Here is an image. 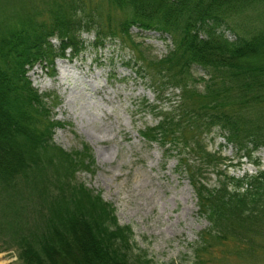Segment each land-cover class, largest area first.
Wrapping results in <instances>:
<instances>
[{
	"label": "trees",
	"instance_id": "trees-1",
	"mask_svg": "<svg viewBox=\"0 0 264 264\" xmlns=\"http://www.w3.org/2000/svg\"><path fill=\"white\" fill-rule=\"evenodd\" d=\"M110 1L129 10V19L103 25L90 14L80 16L85 10L74 0H52L48 17L39 21L43 11H27L16 0H0V182L5 185L0 191L6 189L16 198L8 207L12 220L5 230L1 223L0 228L2 235L11 232L13 241L21 238L20 256L26 264H154L137 247L131 227L118 222L114 208L83 184L72 185L67 177L60 182L57 205L59 198L44 192L50 186L36 190L41 199L33 214L51 231H44L35 242L38 234L19 225L20 211L32 195L12 186L17 184L16 175L25 172L36 156L55 148V129L62 126L52 119V108L45 101L48 95L38 92L28 72L43 62L54 70L67 50L72 57L79 55L85 49L84 32H95L94 47L104 46L109 36L134 43L133 27L170 37L172 48L158 64L167 66L163 70L168 82L163 85L180 87V103L172 112H163L156 126L140 131L144 141L168 145L166 152L182 147L212 162L216 156L198 136L218 127L240 157L264 148V0ZM226 31L235 36L228 37ZM53 38L59 40L58 47ZM195 65L207 79L193 76ZM197 82L202 83L200 92L188 88ZM192 95L201 100L194 108L187 102ZM61 155L74 165L71 155ZM202 157L198 155L196 161ZM79 165L89 169L94 161L88 163L83 157ZM200 167L184 157L176 166L177 172L186 173L199 211L210 225L198 235L192 264H211L209 256L217 259L214 256L226 253L223 249L229 245H234L237 256L255 253L260 247L256 238L264 239V171L228 177L210 189L200 178ZM45 206L50 207L47 212ZM64 206L67 215L61 217L59 209Z\"/></svg>",
	"mask_w": 264,
	"mask_h": 264
},
{
	"label": "rangeland",
	"instance_id": "rangeland-1",
	"mask_svg": "<svg viewBox=\"0 0 264 264\" xmlns=\"http://www.w3.org/2000/svg\"><path fill=\"white\" fill-rule=\"evenodd\" d=\"M51 1L17 3L27 11H43L38 19L41 21L48 17ZM74 1L85 10L80 16L90 14L103 25L118 24L130 17L129 10L125 12L110 0ZM131 34L134 43L109 36L104 39V46L94 47L95 32H84L81 38L85 49L79 55L72 57L67 50L64 58L56 60L54 70L46 62L29 70L33 86L40 94L48 95L45 101L52 108V119L62 126L55 129V148H49L40 158L36 156L25 172L16 175L17 184L12 186L32 195L31 201L23 204L19 225L25 232L32 230L38 234L35 242H39L44 231L50 232L48 225L44 229L39 215L33 214L41 199L36 190L50 186L44 192L59 198L57 205L61 200L60 182L67 177L72 185L83 184L109 203L118 222L131 227L137 247L145 250L154 264H192L198 235L210 225L206 215L199 211L186 173L176 170L178 160L184 157L189 164H200V178L212 189L228 177L238 179L264 171V148L252 152L250 157H240L218 127L198 136L206 150L216 156L212 162L200 154L202 159L196 161L198 155L182 147L166 152L168 145L144 141L140 131L156 126L163 112H172L180 103L182 92L172 83L163 85L168 82L163 70L167 66L158 64L172 48L170 37L137 27L131 29ZM226 35L233 38L235 33L226 31ZM51 42L59 46L58 39ZM191 72L195 78H208L197 65ZM192 87L200 92L202 83L188 88ZM187 102L194 108L200 104V96H189ZM44 125L43 121L41 127ZM59 148L75 159L74 165L61 155L64 152ZM83 157L88 163L93 160L94 165L89 169L79 165ZM0 185L5 186L1 182ZM13 201L16 198L6 189L0 191V223L4 230L14 216L8 209ZM49 208L45 206V212ZM65 209H59L61 217L67 215ZM2 234L0 228V264H26L20 256L21 238L17 236L13 241L11 232ZM257 243L260 247L255 253L242 256H237L232 251L234 245H229L223 249L226 253L214 256L217 259L209 256L211 264H264V239L256 238Z\"/></svg>",
	"mask_w": 264,
	"mask_h": 264
}]
</instances>
